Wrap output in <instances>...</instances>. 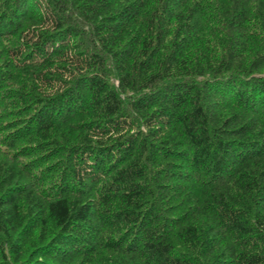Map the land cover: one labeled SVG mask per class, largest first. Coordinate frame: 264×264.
<instances>
[{"label":"trees","instance_id":"1","mask_svg":"<svg viewBox=\"0 0 264 264\" xmlns=\"http://www.w3.org/2000/svg\"><path fill=\"white\" fill-rule=\"evenodd\" d=\"M263 72L264 0H0V264H264Z\"/></svg>","mask_w":264,"mask_h":264},{"label":"bare ground","instance_id":"2","mask_svg":"<svg viewBox=\"0 0 264 264\" xmlns=\"http://www.w3.org/2000/svg\"><path fill=\"white\" fill-rule=\"evenodd\" d=\"M211 21H212V20H211ZM190 25H191V24H190ZM207 25H208V24H207ZM206 30H207V29H206ZM211 33H212V32H211ZM194 37H195V36H194ZM196 39H197V38H196ZM202 39H203V38H202ZM196 43H197V42H196ZM194 44H195V43H194ZM198 44H199V43H198ZM195 45H197V44H195ZM193 48H194V47H193ZM193 48H192V49H193ZM197 53H198V52H197ZM201 55H202V54H201ZM263 73H264V72H263ZM251 79H252V78H251ZM253 79H254V78H253ZM258 79H259V78H258ZM24 127H25V126H24ZM26 128H28V127H26ZM28 130H29V129H28ZM30 131H33L32 128H31ZM27 132H28V131H27ZM27 132H26V133H27ZM23 134H24V133H23ZM34 162H35V161H34ZM36 167H37V166H36ZM222 228H223V227H222ZM214 231H216V230H214ZM217 232H218V231H217ZM219 232H220V231H219ZM230 233H232V232L230 231ZM214 234H216V233H214ZM226 235H227V234H226ZM230 235H231V234H230ZM230 235H229V236H230ZM213 236H214V235H213ZM213 236H212V237H213ZM227 238H229V237H227Z\"/></svg>","mask_w":264,"mask_h":264}]
</instances>
